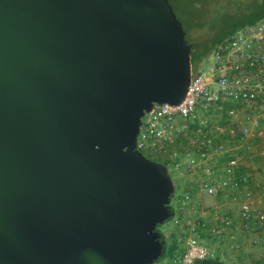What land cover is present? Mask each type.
<instances>
[{"label":"water","instance_id":"1","mask_svg":"<svg viewBox=\"0 0 264 264\" xmlns=\"http://www.w3.org/2000/svg\"><path fill=\"white\" fill-rule=\"evenodd\" d=\"M192 49L170 0H0V264L160 260L176 184L136 147Z\"/></svg>","mask_w":264,"mask_h":264},{"label":"built area","instance_id":"2","mask_svg":"<svg viewBox=\"0 0 264 264\" xmlns=\"http://www.w3.org/2000/svg\"><path fill=\"white\" fill-rule=\"evenodd\" d=\"M211 60L208 73L193 67L181 104H155L144 115L136 148L150 159L164 158L161 162L171 172L196 173L202 195L236 203V215H222V206H213L218 222L213 231L233 238L254 235L259 252L252 259L264 262V190H259L264 179V19L219 42ZM219 113L226 116L227 126L219 123ZM194 124L196 129L190 130ZM191 131L194 140L187 143ZM245 155L260 159L262 173H255L243 160ZM222 157L227 159L223 167ZM173 257L158 264L220 260L217 250L196 241Z\"/></svg>","mask_w":264,"mask_h":264},{"label":"rangeland","instance_id":"3","mask_svg":"<svg viewBox=\"0 0 264 264\" xmlns=\"http://www.w3.org/2000/svg\"><path fill=\"white\" fill-rule=\"evenodd\" d=\"M170 2L177 17L181 21L176 0H170ZM208 37L209 34L207 32L198 31L192 44L194 45L196 42L207 39ZM207 45V43L202 44L203 52L206 51ZM193 67H200L205 72H210L212 68L211 54L203 58L199 63L195 62ZM216 118L221 125H228L226 116L223 113H219ZM195 126L197 125H191L190 130H195ZM178 139L179 143L184 140L181 135L178 136ZM193 140L194 137L191 131L186 142L190 143ZM153 160L162 161L164 158L154 157ZM243 160L252 168H255L256 174L260 173L261 161L259 158L252 155H245ZM226 161V157H222L219 166L223 167ZM172 174L177 189L172 199V205L176 209L174 210L176 215L159 227V231L166 235L168 248L160 260L154 264H158L166 258H174L173 256L175 255L180 256L185 252L190 241H196L217 250L220 255V260L226 264H264V262L252 259V256L257 255L259 252L253 244L254 235L241 234L233 238L228 232L215 233L213 231V228L218 223L213 217V206H222V215L226 212H234L236 215L238 211L236 203L227 202L224 199L217 200L202 195L198 188L200 177L196 173L182 171L172 172ZM260 180L263 184L259 187V190H264V179L261 178Z\"/></svg>","mask_w":264,"mask_h":264},{"label":"trees","instance_id":"4","mask_svg":"<svg viewBox=\"0 0 264 264\" xmlns=\"http://www.w3.org/2000/svg\"><path fill=\"white\" fill-rule=\"evenodd\" d=\"M176 4L189 43L198 31L209 34L207 39L192 44V64L209 56L219 42L264 19V0H176ZM203 43L208 44L205 52ZM172 208L176 210L173 205ZM163 239H167L165 234Z\"/></svg>","mask_w":264,"mask_h":264}]
</instances>
